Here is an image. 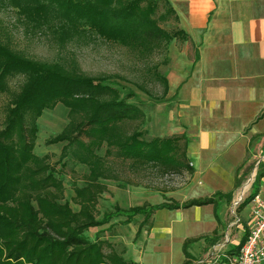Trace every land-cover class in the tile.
<instances>
[{"label":"trees","instance_id":"trees-1","mask_svg":"<svg viewBox=\"0 0 264 264\" xmlns=\"http://www.w3.org/2000/svg\"><path fill=\"white\" fill-rule=\"evenodd\" d=\"M13 1L20 14L30 19H43L47 8L53 7L73 35L86 28L106 42L126 48L141 50L171 37L186 40L180 31L169 37L151 19L156 0H24L26 4L19 6L18 0ZM142 3L147 5L142 8ZM163 3L174 17L168 3ZM18 75L25 78V83L10 101L0 130V264H137L124 257L125 250L117 252L107 238L91 239L89 231L110 226L117 219H123L119 225L127 226L141 216L136 241L144 227L151 229L152 217L159 210L208 205L215 208L221 199L231 201L232 193H216L184 203L165 199L158 205L144 203L127 209L116 205L98 218V201L107 192L102 181L117 180L108 167L110 157L128 163L131 170L191 176L194 170L186 158V136L148 140L140 131H129L131 124H143L145 117L137 107L126 103L133 93L121 98L106 78H91L60 65L33 62L0 42V94L9 92L7 81ZM162 83L165 96V78ZM57 104L68 110V123L46 144H65L58 161L60 169L66 167L63 161L68 155L87 168L83 186L72 185L71 202L77 211L64 200L59 173L49 166L48 158L33 153L36 122L45 110ZM103 148L104 155L100 156L98 152ZM261 177L257 174L249 196L237 211L256 195ZM240 183L236 178L234 190ZM213 237L210 245L216 241ZM198 241L183 242V264L192 263L188 249Z\"/></svg>","mask_w":264,"mask_h":264},{"label":"crops","instance_id":"crops-1","mask_svg":"<svg viewBox=\"0 0 264 264\" xmlns=\"http://www.w3.org/2000/svg\"><path fill=\"white\" fill-rule=\"evenodd\" d=\"M165 1L174 12L178 31L186 38L184 44L195 49L192 58L188 49L180 53L174 50L165 72V101L172 99L179 109L178 117L186 130L178 136L184 135L188 140L186 158L194 173L191 183L182 191L168 192L162 197L178 203L209 198L216 193H232V198L230 202L221 199L215 208L208 205L159 210L153 215L152 227L144 240H176L182 249L185 240L199 239L190 249L191 264H197L216 245L223 244L222 256L236 254L247 233L250 204L236 210L238 222L232 210L238 204L233 194L250 170L245 157L251 142L264 141V0ZM241 171L245 172L240 175ZM257 174H262L257 193L264 198V162L258 163L254 180ZM225 177H230V183L218 187ZM236 178L241 183L234 190ZM193 192L198 195L192 197ZM178 195H183L184 201H177ZM171 214L176 217L169 222L166 216ZM141 221L130 224L127 231L135 235ZM187 224L195 229L186 232ZM112 226L113 223L99 230ZM212 237L216 241L210 245ZM205 246L204 254L196 259Z\"/></svg>","mask_w":264,"mask_h":264},{"label":"rangeland","instance_id":"rangeland-1","mask_svg":"<svg viewBox=\"0 0 264 264\" xmlns=\"http://www.w3.org/2000/svg\"><path fill=\"white\" fill-rule=\"evenodd\" d=\"M18 2V6L26 4L24 0H18ZM156 4V10L151 15V19L155 20L158 27L171 37L178 31L177 22L167 11L163 0H156ZM146 5L142 3L141 7L144 8ZM0 42L7 45L13 53L33 62L60 65L69 72L76 71L91 78H106L108 84L118 90L121 98H125L130 92L133 93L134 96L126 100V103L137 107L145 117L143 124L139 122L131 124L129 131H140L148 140L175 137L186 130L178 117L179 109L175 108L172 99L165 101L164 84L162 83L166 66L170 58H173L174 50L180 53L188 49L190 57L195 56L194 46H186L181 37H171L167 42L164 39L158 40L141 50L126 48L106 42L87 31L86 28L79 34L73 35L53 7L47 8L46 17L37 20L21 15L13 0H0ZM24 83L23 76H15L7 81L9 92L0 94V130L4 127L6 110L10 101L19 93ZM67 123L68 110L61 104H57L51 110H45L36 122L37 134L33 153L39 158H48L49 166L59 173L57 177L63 184L64 200L68 201L71 208L77 211V207L71 202L72 185L75 183L76 186H83L87 168L77 164L68 155L63 161L67 162L66 167L60 169L58 161L65 144H46L48 140L61 133ZM68 151L71 152V148ZM98 154L103 156L104 148ZM245 159L248 162L246 168L250 170L243 175V185L233 194L238 204L233 206L232 210L238 222L240 218L236 213L237 207L251 192L258 163L264 162V141L253 140ZM127 164L125 165L113 156L109 158L108 167L117 176V180L102 181L107 186V192L98 201V218L116 205L127 209L147 202L150 205L161 204L165 200L162 194L182 191L193 178L187 174L160 175L150 169L131 170ZM244 172L241 171L239 174L242 175ZM201 181L206 185L203 179ZM229 183L230 177H225L221 178V182L217 185L221 187L220 185ZM243 189L246 190L242 192ZM193 193L195 194H192V197L198 195L196 192ZM175 199L180 202L184 201L183 195L175 196ZM159 217L163 219L164 216L159 215ZM175 217L174 214L166 216L169 222ZM138 218L132 225L134 223L137 225L142 220L141 217ZM114 222L116 221H112L113 226L110 229L90 230L89 237L91 239L107 238L117 252L125 250V257L137 264H182L184 255L176 240L168 243L152 241L151 238L144 240L147 235V227H144L143 233H140L135 241V235L127 231L132 226H121L119 222ZM203 223L204 221L201 222L202 225ZM185 228L186 232L195 229L188 224ZM192 247L193 245L189 246V254ZM206 249V246L203 247L196 259L200 258Z\"/></svg>","mask_w":264,"mask_h":264},{"label":"built area","instance_id":"built-area-1","mask_svg":"<svg viewBox=\"0 0 264 264\" xmlns=\"http://www.w3.org/2000/svg\"><path fill=\"white\" fill-rule=\"evenodd\" d=\"M249 204L247 233L238 252L231 256H222L223 244L216 245L197 264H264V198L257 193Z\"/></svg>","mask_w":264,"mask_h":264}]
</instances>
